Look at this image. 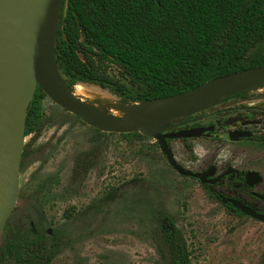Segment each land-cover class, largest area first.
<instances>
[{"label":"rangeland","instance_id":"rangeland-1","mask_svg":"<svg viewBox=\"0 0 264 264\" xmlns=\"http://www.w3.org/2000/svg\"><path fill=\"white\" fill-rule=\"evenodd\" d=\"M83 88L108 101L88 103L129 115L110 91ZM252 93L255 99L228 106L242 111L243 120L251 118V107H264V88ZM41 106V128L24 140L17 203L0 234V264H15L5 253L7 238L32 230L52 251L48 264H169L162 214L182 235L190 264H264V223L232 213L196 182L181 179L154 141L95 131L46 97ZM253 118L255 137H264V114ZM191 156L195 169L222 163L219 171L230 164L257 172L262 183L255 192L264 195V145H196ZM244 201L264 214V202Z\"/></svg>","mask_w":264,"mask_h":264},{"label":"trees","instance_id":"trees-1","mask_svg":"<svg viewBox=\"0 0 264 264\" xmlns=\"http://www.w3.org/2000/svg\"><path fill=\"white\" fill-rule=\"evenodd\" d=\"M55 54L72 91L95 86L123 105L174 96L264 66V0H67ZM255 96L244 92L222 102ZM44 98L36 91L25 137L41 128ZM159 229L169 264H190L186 243L168 215L159 217ZM44 240L35 230L20 233L7 238L5 250L15 264H48L52 251Z\"/></svg>","mask_w":264,"mask_h":264},{"label":"water","instance_id":"water-1","mask_svg":"<svg viewBox=\"0 0 264 264\" xmlns=\"http://www.w3.org/2000/svg\"><path fill=\"white\" fill-rule=\"evenodd\" d=\"M23 4L24 0H0V234L17 203L26 115L36 91L100 133H137L155 140L168 164L178 174L198 178L203 183L206 174L194 175L176 165L166 140L199 137L204 130L171 133L186 124L174 125L172 122L212 110L226 98L264 88V66L256 67L162 99L133 105H123L115 100L120 109L129 107L130 111L125 117L114 116L109 110L74 97V90L66 87L59 73L55 47L60 14L63 8L65 15L67 0H42V15L33 24H29L21 13ZM237 136L246 134L237 133ZM228 137L232 141L235 139L234 134ZM246 177L254 185L262 181L257 173ZM254 197L264 201V196L254 194ZM222 203H229L242 215L264 223L263 215L237 201L223 199Z\"/></svg>","mask_w":264,"mask_h":264},{"label":"flooded vegetation","instance_id":"flooded-vegetation-1","mask_svg":"<svg viewBox=\"0 0 264 264\" xmlns=\"http://www.w3.org/2000/svg\"><path fill=\"white\" fill-rule=\"evenodd\" d=\"M252 99L255 98L231 99L226 101L225 103L221 102L220 106L212 110H208L202 113L195 114L192 117L180 119L172 122V124L174 125L181 124L183 122H185L186 124L177 127L176 129L172 130L171 133H176L179 131H187V130H204V132L201 133L199 137L166 140V145L168 146V149L170 150L172 154V158L176 163V165L179 166L182 170L194 175L206 174L203 183L198 178H194L190 176H181L180 174H178L168 164L166 158L160 151L158 143L155 140H152L154 141V145L156 146L162 158L166 162L168 168L173 173H175L181 179H186L196 182L208 193V195L211 198L217 200L219 203H221V205L225 209L231 211L234 214H236V211L238 210L234 209L229 203L223 204L222 200L223 199L234 200L255 211L248 203L244 201V199L245 197L250 199H256L254 197V194H258V193L255 192V187L261 184L262 181L261 183L254 185L250 179H247L246 176L247 174L257 173V172L249 171V170L239 171V169L233 168L230 164L224 166L225 170L219 171L218 168L223 166L222 163L209 164L203 169H195L193 168V166L196 164L197 160L194 159L193 156H191V152L195 151L196 145L197 146L211 145L212 147L216 146L217 148H220L222 146H225L227 143H230L231 145H236L241 149L245 150V149L253 148V145L255 143L257 144L259 140L264 141V137L261 136L257 138L255 137L254 130L255 127H257L258 122H256L253 118L255 112L264 114L263 106L251 107L250 109L251 118L247 120L242 119L241 117L243 114L242 111H233V109L228 107L229 104L242 103ZM237 133H245L246 136L238 137ZM230 134H234L235 139L233 141L230 140V138L228 137ZM215 150L216 148H214V151ZM212 181L215 182L211 183ZM220 187H225L226 189L233 190V194L223 195L222 192L219 190ZM226 205H230L233 210L226 208L225 207ZM255 212L258 213L257 211ZM258 214L264 216V214L261 213ZM241 216L244 215L241 214ZM44 244H45V240H44ZM5 245H6V241H5ZM5 253H7V250H5Z\"/></svg>","mask_w":264,"mask_h":264},{"label":"bare ground","instance_id":"bare-ground-1","mask_svg":"<svg viewBox=\"0 0 264 264\" xmlns=\"http://www.w3.org/2000/svg\"><path fill=\"white\" fill-rule=\"evenodd\" d=\"M41 5L42 0H24V4L22 5L20 11L29 24L35 23L42 15ZM73 94L74 97L85 103L92 102L97 104H106L108 102L106 99H103L102 97L95 95L82 87H77L73 91ZM111 114L117 116L113 113Z\"/></svg>","mask_w":264,"mask_h":264}]
</instances>
